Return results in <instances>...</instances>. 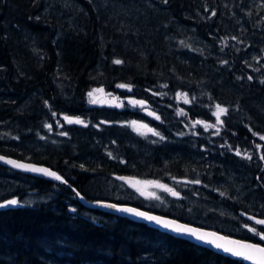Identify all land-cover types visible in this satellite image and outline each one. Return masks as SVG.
<instances>
[{
	"label": "trees",
	"instance_id": "16d2710c",
	"mask_svg": "<svg viewBox=\"0 0 264 264\" xmlns=\"http://www.w3.org/2000/svg\"><path fill=\"white\" fill-rule=\"evenodd\" d=\"M136 1L138 4L128 0H0V155L23 159L24 153L14 145L32 149L34 140L42 137L50 123L48 111L86 107L93 88L103 89L111 101L106 104L107 110H99L100 114L109 112L118 121L136 119L154 125L152 116L133 109L129 103L123 109L116 108L113 100H122L116 97L127 94L118 85L128 84V91H132L128 94L157 107L161 117L176 116L189 122L211 120L213 105L224 104L228 111L221 117L223 124L212 122L216 127L209 130L220 137L212 144L217 146L224 141L219 146L224 153L221 157H230L228 153L235 144L246 147L254 158L263 161L264 146H256V142H264L260 139L264 136V78L260 79L255 70L264 71V62L262 66H250L237 55L232 42L224 36L222 40L225 30L217 24L218 12L206 13L205 0ZM131 5L138 13L132 12L128 17L124 12ZM257 9L262 12V8ZM178 27H197L206 41L214 43L215 56L211 58L198 50L193 54L181 52ZM262 32L257 33L258 38L254 34L257 41L264 42ZM117 59L122 63L115 64ZM177 93H186L188 102L176 97ZM159 126L163 138H169L171 128L163 122ZM116 131L115 127V135ZM86 132L69 142L72 147L44 149L32 153L27 161L46 164L57 173L64 164L77 172L81 189L104 188L102 181L107 174L98 168L99 154L96 156L90 148L95 144L93 138H86ZM123 133L128 134V130ZM182 139H188L187 135ZM173 144L176 148L155 149L162 158L154 168L169 167L161 171L163 174L157 172L158 179L169 172L181 176L177 174L181 171L173 166L183 170L191 165L189 151ZM136 157L129 160L137 163ZM150 165L145 162L141 168L148 169ZM227 167L230 166H225V171ZM122 168L115 163L110 166V170L118 172ZM9 170L0 165V171ZM92 170L100 173L96 179L88 177ZM32 178V186L36 185L39 191L57 188L67 197L61 195L48 203L0 210V264H245L242 259L226 257L125 217L87 209V218L80 201L70 199L62 185ZM84 198L93 201L88 195ZM4 199L0 197V202ZM228 205L237 218H242L240 212H249L238 200ZM251 213L264 217L258 207ZM169 217L182 219L174 214ZM242 220L264 233V227L244 217ZM236 223L240 225L239 221ZM233 232L225 235L264 245V239L251 230Z\"/></svg>",
	"mask_w": 264,
	"mask_h": 264
},
{
	"label": "rangeland",
	"instance_id": "374dc122",
	"mask_svg": "<svg viewBox=\"0 0 264 264\" xmlns=\"http://www.w3.org/2000/svg\"><path fill=\"white\" fill-rule=\"evenodd\" d=\"M129 1H131V3L133 4L134 2L138 4L136 0H128V2ZM204 5L207 7L206 13L208 11H210L209 14L218 12V16L216 18H218L219 21H217V24H221L225 30L221 37L222 40L225 39L227 41H230V43L232 42V48L234 50H237V55L247 61L250 66H254L255 64L262 66L261 63L264 62V42H262L260 39V41H257L256 37L257 33H261L262 30L264 31V26H262L264 24V19H262L264 18V0H240L239 2L237 0H205ZM257 7L262 8V12H260ZM135 11L137 12L136 7L131 5L127 9V12H124V14L127 16L129 15L128 17H131L132 12ZM246 29L251 32L248 33ZM255 29L258 30L254 31ZM177 30L182 35L178 41V49L181 50V52L187 51L189 54H193V52L198 50L197 52L203 53L204 55L208 54L211 58L215 56V52L217 51V49L214 48V43L212 44L210 41H206V39H204L203 36L200 35V31L197 27H192L190 29L178 27ZM254 34L256 37L254 36ZM223 36L225 37L224 39ZM217 39L220 40V37H218ZM223 62L224 59H222V63ZM216 72L217 71H215V73ZM255 73L260 79L264 78V71H259L256 69ZM217 74L218 76H220L218 72ZM221 83H223V80H221ZM93 89H91V91ZM120 89H124L127 94L116 97L117 99L122 100H113L115 101L116 108L123 109L127 107V103H129V105H131L133 109L137 108V106H134L131 101H141V97H134L133 95L128 94L129 92H132L128 91V88ZM103 93V91L97 92L92 98L88 96V102H91V100L95 98L97 99L96 105L99 106V108H102L106 104V102L109 101V99L105 97ZM181 94L186 93H177L176 97H179L180 99H185V97ZM96 95H98L99 98L95 97ZM236 101L239 103L242 102L241 98H236ZM109 102L111 103V101ZM217 104L225 107L224 104L218 102L215 103L213 107L211 106L213 109L212 119L202 120L203 122H205V124L211 125L212 122L217 123L216 116L214 115V113L216 112ZM93 109H91L90 112L91 114L95 115ZM257 109H259V107H257ZM68 113L69 112H61L59 114H56L54 117L55 119H61L64 121H66L64 119L65 116L77 117L75 114ZM222 116L223 115H221V117ZM100 117L104 118L109 125L110 123H112L113 126L116 127L117 131L119 132L123 133L127 130H131L133 134L132 138L134 139L135 143H130V145L133 146V149L135 151L130 153V145L127 142V139L120 134L116 135L119 138V142L121 143L114 149L110 148V146L115 145L113 140L108 138H102V136H100V133L104 131V127L102 125H97V129H95L94 127H90V129H88L89 131L86 133L85 136L87 139L93 138L95 145H91L90 148L93 150V152H95V154H99L98 157H96L99 162V169L102 167H107L108 165L105 162L109 159L118 160L120 158H123L124 156H129L130 158L133 156H137L136 158L139 157L137 159V163H133V161L127 159L128 167H132V169L136 166L138 168L143 167L142 165H144L146 162V165L148 163L149 165H151L148 166V169L143 168L144 170L153 171L154 169L158 170V172L167 171L169 169V167H167L168 165L163 166L162 170L154 168V166H156L162 158H159L160 156L155 154V149L159 147L167 149L176 148V145L173 144L174 142L177 143L179 147L186 148L191 154V165L187 166L183 170L177 168L176 166H173L174 168H176V171H181L177 174L181 175L184 171V175H186L191 180L201 182L202 178H205L208 181L201 183L205 189L202 187L201 184L195 182L193 183L196 184L197 187H189L183 184L184 182L181 181L184 175L176 176L171 172L165 174L164 177L166 178V181H168L169 183L172 181L173 183H175L177 189L181 188L185 192L183 194V200L176 201L174 198L169 197L167 195L168 193L164 192L162 194L157 188H151L150 195H147L145 192H141L140 194L138 192L133 191V189L132 192H128V190L126 191L117 187L115 182H110L107 178H104L102 182L106 185V187H101L97 189L96 187L91 186V188L86 189L88 196L93 197V200H102L101 198H103L104 200L105 198H108L118 202H121L122 200H130L132 202L138 201L140 204L148 207L149 209L157 210L158 212L160 211L157 208L164 207V209L170 211L172 214L178 215L179 217H182L185 220H190L194 223L202 222L212 228H217L228 233H235L233 232L234 230L250 231V229L252 228L249 224H247L249 227H245L246 224L243 222L244 220H242V218H237L236 216H233L234 213L232 212L231 207L228 205V203L234 204V200H238V204L245 205L247 207L246 210L249 212H253V209L257 207L258 209L264 212V159L263 161L260 160L259 162V158H254V155L248 152L249 149L242 145H239L238 147L235 145L231 149L230 153H228L229 155H231L230 157L227 155L221 157L220 155H224V153H218V151L219 146L223 145L224 141L217 143V146H213L210 144L207 145V147L203 146L204 153L208 149L214 151L213 154L209 153L208 155H205V157L199 158V156L194 153V150L197 149L196 141L193 139H182L185 135L189 133H196V131H198L197 127H199L207 130V133H205V135L207 134V140L212 144L214 140L218 138L216 134L212 132L209 133V130L212 127L206 128L205 124L201 126L198 125L199 123L189 122L187 120H184V118L178 119L176 118V116L174 118H170L168 117V115H163L160 121L164 124H167L171 128L172 133L174 135H171V137L169 138H161V136L156 135V138L146 137L144 140L138 142V134L140 131H143L145 135H152L151 132L147 130L148 128L152 129L153 126L149 121H141L142 123H137L136 127H134L131 122L136 121V119H130L123 122L121 120H115L114 118H112L111 121H108V119H106V116H104L103 114H101ZM152 120L155 122V116ZM92 122L94 123V119L90 118L89 125H92ZM140 125H147V128L140 127ZM138 127L139 131L136 130V128ZM124 128L127 129L124 130ZM65 132V129H61L58 131V133L60 134ZM58 133L52 130L49 131V133L45 137H40L38 140H34L36 147L32 148L37 150V152H40V147H42L47 141L52 140L54 138L59 139ZM209 134L211 138H208ZM79 135H81V133L76 132L74 136L76 137ZM256 146L263 147L264 142H261L259 144H257L256 142ZM22 147L15 146L17 150L24 153L23 159L29 160L31 150L26 149L25 146ZM237 150H239L240 155H237ZM100 155L102 156L100 157ZM140 157H145L149 160L142 162ZM165 157L166 156H164L163 159H165ZM243 159L245 162H242ZM200 161H207L211 164L212 167L208 163L210 169H205L204 167L206 166V163ZM225 166L230 167H227L225 171ZM12 170L13 169L7 172L0 171V197L5 198L4 200H12L15 198L18 201L17 205H33L35 203L38 204L47 200L50 201L54 198V196H56V189H54V191L49 192H39L36 189V185L32 186V184L34 183L32 177L38 178L37 176L30 177L28 176V174L23 173L22 171L20 172ZM94 172L92 170L89 173L92 179H96L98 177L96 171ZM39 179L45 178L39 177ZM151 181L152 180L150 179L148 180V182ZM247 181H251L249 186H246ZM254 182L260 184V186H257V184L253 185L252 183ZM92 183H94V181H92ZM170 186L171 188H174L172 187V184H170ZM222 187H224L225 189H222ZM131 188L138 190L140 188V185L137 184L135 187L131 186ZM226 188L227 191H225ZM258 188H260V190ZM32 190L37 192H31ZM210 190L211 193H209ZM253 192L258 193V195L254 194ZM248 202L251 203L249 204ZM83 208V213L88 216L89 212H86V207L83 206ZM238 221L240 222V225L236 223Z\"/></svg>",
	"mask_w": 264,
	"mask_h": 264
},
{
	"label": "flooded vegetation",
	"instance_id": "af4514ba",
	"mask_svg": "<svg viewBox=\"0 0 264 264\" xmlns=\"http://www.w3.org/2000/svg\"><path fill=\"white\" fill-rule=\"evenodd\" d=\"M240 0H238V2H239ZM256 2V1H255ZM263 15V14H262ZM262 19H264V18H262ZM103 95L106 97V94L105 93H103ZM88 97V96H87ZM95 97H97V98H99V96L98 95H96ZM95 99V98H94ZM97 100V99H96ZM141 101H144V100H141ZM110 102L109 101H107L106 102V104H109ZM104 105L102 108H99V106H97L96 105V103H92V102H88V99H87V101H85V106L87 107H80V108H78V109H74V111H68L69 113L68 114H75L77 117H79L80 119H82L83 121H84V124H69L68 122H66V121H64V120H61V119H55V115L56 114H59V113H61V112H67V111H62V110H52V111H48V115H49V121H50V123L48 124V125H51V129L49 130V128L47 127V129H46V131L44 132V133H42V137H44V136H46L48 133H49V131H56L57 133H58V131L59 130H61V129H65L66 131H67V135H61L60 133H58L59 134V139H52V140H49V141H47L43 146H42V148H40L41 150L40 151H42V150H44V149H50V148H55V147H66V146H73L72 145V143H69L70 141H72V139H74V135H75V133L76 132H83V131H86L87 130V132L89 131L88 129H90V127H94L95 129H97V125H102L103 127H104V131L103 132H101L100 133V136H102V138H108V139H112L113 140V142L115 143V145H112V143H111V145L112 146H110V148H112V149H114V148H116L121 142H119V139H115L116 138V135H115V127L113 126V124L112 123H110V125L108 124V122L103 118V119H101L102 117H100V113H99V110H101V109H105L106 108V106L107 105ZM111 104V103H110ZM147 104L145 103V105H143V106H141V105H136L137 106V109H140V110H143L144 109V107L146 106ZM148 105H151V104H148ZM153 108H154V106L153 105H151ZM89 107V108H88ZM86 108V109H85ZM94 108V109H93ZM155 108H157V107H155ZM154 108V109H155ZM85 109V110H84ZM91 109H93V111L95 112V115L96 116H91ZM95 109H96V111H95ZM90 110V111H89ZM105 110H107V109H105ZM156 111H155V124L152 126V129H154V131L155 132H158L159 133V135L158 136H161V138H163V131H162V129H161V126H159L160 124H161V114H160V112L157 110V109H155ZM213 110V109H212ZM56 111V112H55ZM55 114V115H54ZM88 114V115H87ZM89 116V117H88ZM105 116H106V118L108 119V120H112V117L110 116V113L108 112V113H106L105 114ZM108 116V117H107ZM110 116V117H109ZM154 116H152V117H154ZM159 117V119H156V117ZM88 118H89V120H90V118H93L94 119V122H96V123H93L92 125H89V120H88ZM97 119V120H96ZM99 121V122H98ZM136 122L137 123H142L141 121H139V120H136ZM95 125V126H94ZM198 125H204V124H198ZM110 126V127H109ZM156 127L158 128L157 130H156ZM165 128V127H164ZM197 130L199 131H196V133H194V134H192V133H189V134H187V137H188V139H193V140H195L196 141V143H197V145H196V150H194L193 152L194 153H196L198 156H199V158L200 157H205V155H208L209 153H211V154H213V151L214 150H211V149H208L205 153L203 152V146H205V147H207V145H213V146H216L215 144H211L208 140H207V134L205 135V133H207V130H205V129H202V128H199V127H197ZM71 131V132H70ZM86 132V133H87ZM117 132V134H120V135H122V136H125V138L127 139V142L129 143V145H130V143H135V141H134V139L132 138V132H131V130H128V134H124V133H122V132H119V131H116ZM74 133V134H73ZM201 133V134H200ZM73 134V135H72ZM124 134V135H123ZM151 134L152 135H145L144 133H143V131H140L139 132V134H138V142L139 141H141V140H144L146 137H154V138H156V135L154 134V132H151ZM171 135H174L173 133H171L170 134V137H171ZM169 136V135H168ZM218 138H220L219 136H217ZM160 138V137H159ZM36 140H38V139H36ZM116 140V141H115ZM66 141V142H65ZM216 140H214V142H215ZM54 142V143H53ZM208 143V144H207ZM139 145V144H138ZM14 146H17V147H22V146H24V145H22V144H20V145H14ZM234 146H235V144H234ZM36 147V145L34 146V148ZM26 149H28V148H26ZM130 152H133V151H135L134 149H133V146H131L130 145ZM29 150H31V153H30V156H31V154L32 153H36L37 152V150H35V149H29ZM218 153H220V149H219V151H218ZM74 155H73V157H76V154L75 153H73ZM23 158H24V155H21ZM102 156V155H101ZM221 156V155H220ZM72 157V158H73ZM263 157V156H262ZM129 158L130 157H127V156H124L123 158H120V159H118V160H113V159H109L108 161H106L105 163L108 165L107 167H102L103 169H102V171H103V174H107V176L105 177V178H107L110 182H115L116 183V185H117V187H119V188H121V189H124V190H128V192H132V189H133V191H135V192H138V193H140L141 194V192H145L147 195H150L151 193H150V190H151V188H157L158 190H160V192L163 194L164 192H166V193H168L167 195L169 196V197H172V198H174L176 201L178 200V201H182L183 199V197H184V190H182L181 188L180 189H177V187H176V185H175V183H173L172 181L169 183L168 181H166V178L164 177V176H162V178L160 177V179H158V178H156L155 176L157 175V172H158V170H154L153 169V171H151V170H143L141 167H134L133 169H132V167H128V165H127V159L129 160ZM198 158V159H199ZM201 158V159H202ZM200 159V160H201ZM73 160V159H72ZM43 162V161H42ZM46 162V161H45ZM48 162V161H47ZM200 162H205L206 163V166H205V169H210V166L209 165H211L209 162H207V161H200ZM49 163V162H48ZM113 163H115L116 165H120L121 167H123L122 169H123V171L122 172H118L117 171V169H112V170H110V166L113 164ZM208 163H209V165H208ZM38 164H40V163H38ZM50 164H51V162H50ZM41 165H45L46 166V164H41ZM53 167H55V166H53ZM114 167H116V166H114ZM127 168V169H126ZM138 168V169H137ZM105 169H107V171H108V173H105ZM142 170H143V172H142ZM61 171L63 172V173H61ZM69 171H71V172H69ZM78 171V170H77ZM155 171H157V172H155ZM142 172V173H141ZM146 172V173H145ZM75 173H77L76 171H73L72 169H67V167H66V165H64V164H62L61 165V170H59V172H58V174L65 180V181H67L68 183V185H62V184H60V185H62L63 187H64V190H65V192H66V194H70L69 196H70V198H77V196H76V194H75V191L76 192H79L80 191V193H83V196H86V195H88L87 194V192H86V190L85 189H81L80 187H79V182H77V180H76V174ZM95 173V172H94ZM97 174L99 173V172H96ZM158 173H160V174H163V173H161V171L160 172H158ZM88 174V173H87ZM100 174V173H99ZM185 173H183L181 176H183ZM89 175L90 174H88V177H89ZM29 176H31V175H29ZM133 177V178H135L136 180H137V184H139L140 185V188L138 189V190H135L134 188H131V186L129 185V184H127L125 181H123L122 180V177ZM65 177V178H64ZM90 179H91V176H90ZM152 180V181H155V182H159L160 184H164V185H167L169 188H171V186H170V184H172V187H174V188H171V189H173L174 191H176V192H178L179 193V196H173L170 192H168L167 190H165V189H163V188H159V187H156L155 186V184H151V183H146V182H148V180ZM79 181V180H78ZM181 181L182 182H184L183 184H185V185H187V186H189V187H197L196 186V184H194L193 182L195 181V180H191L190 178H188L186 175H184L183 176V178L181 179ZM208 180H206L205 178H202V180H201V182H199L198 184H201V183H204V182H207ZM82 182V181H81ZM80 182V183H81ZM69 184H71L70 186H69ZM127 184V185H126ZM81 185V184H80ZM202 185V184H201ZM65 186L68 188H65ZM142 187H143V190H142ZM202 187L204 188V186L202 185ZM32 188V187H31ZM73 188V189H72ZM72 189V190H71ZM176 189V190H175ZM205 189V188H204ZM222 189H223V187H222ZM35 190V189H34ZM34 190H32L31 192H36V191H34ZM67 190H68V192H67ZM142 190V191H141ZM30 192V191H29ZM209 193H211V190H210V192ZM213 194V193H212ZM72 195L74 196V197H72ZM10 198V197H9ZM9 198H7V199H9ZM15 199V198H14ZM78 200V199H77ZM113 200V199H112ZM128 201V200H127ZM49 201L47 200V201H45V202H42V203H48ZM130 203H138L137 205L138 206H140V207H146V206H144V205H142V204H140L138 201H134V202H132V201H129ZM81 203V202H80ZM36 204V203H35ZM35 204H33V205H35ZM38 204H40V203H38ZM77 204V203H76ZM82 204V203H81ZM175 208V207H174ZM160 212H162V214H164V215H171L172 213L170 212V211H168V210H166V209H164V207L163 208H157ZM155 211H157V210H155ZM167 212H169V213H167ZM249 213H251V212H249ZM173 215V214H172ZM240 215H241V212H240ZM238 218H241L240 216L238 217ZM242 218H243V216H242ZM183 219V221H185V222H187V223H189V224H191V225H195V226H198V227H202V228H209V229H214V230H216V231H220L221 233H226V232H224V231H221L220 229H217V228H212V227H210L209 225H207V224H204V223H202V222H197V223H194V222H191L190 220H185L184 218H182ZM246 221V220H245ZM230 235V234H229ZM232 236V235H231ZM233 237V236H232Z\"/></svg>",
	"mask_w": 264,
	"mask_h": 264
},
{
	"label": "snow or ice",
	"instance_id": "6c2138e0",
	"mask_svg": "<svg viewBox=\"0 0 264 264\" xmlns=\"http://www.w3.org/2000/svg\"><path fill=\"white\" fill-rule=\"evenodd\" d=\"M115 64H121L122 61L117 59L114 61ZM251 79V77H249ZM120 88H131V85L128 84H120L118 85ZM103 89H93L88 93V96L92 98L95 93L97 92H102ZM185 97V102L187 103L188 100L186 99V94H181ZM92 103H96V99L91 100ZM131 103L135 105H145V101H137V100H132ZM122 106V105H121ZM146 110V109H145ZM227 108L217 104L216 105V112L214 115L216 116L217 123L218 124H223V121L221 120V115L227 113ZM181 113H183V110L181 109ZM150 115H155V113H149ZM55 115V114H54ZM64 119L68 123H76V124H84V121L80 119L79 117H69L65 116ZM156 119H159L157 116ZM194 123H200V124H205L203 121H196ZM131 124L136 127L137 122L132 121ZM49 129H51V125H46ZM140 127L147 128V125H140ZM205 127H216L215 124L209 125L205 124ZM137 131H139V127L136 128ZM149 132H154L155 135H159L158 132H155L154 129L148 128L147 129ZM61 135H67V133H61ZM260 139L264 140V136H261ZM237 155H240L239 150H237ZM250 158V157H249ZM264 158V157H262ZM5 159L4 157H0V160ZM8 164L13 165L16 168H21L25 170H29L32 172H37V173H42L47 176L53 177L56 180H63L61 176H59L56 172L51 171L50 169L47 168H42V167H36L34 165H29V164H24L21 162H17L14 160H7L6 161ZM83 167V166H81ZM123 179V178H122ZM66 183V181H64ZM195 183H199V181H194ZM146 183H151L155 184L156 187L163 188L170 192L173 196H179V193L174 191L173 189L169 188L167 185L160 184L159 182L151 181V182H146ZM18 204V201L16 199H12L9 201H5L4 204H0V207H6V206H16ZM110 207L116 208V205H110ZM119 211H124V212H129V213H135L137 216H141L146 218L149 221H154L156 224L166 228L170 229L174 232L177 233H187L190 234L191 236H194L197 240L204 241L207 243L213 244L216 248L222 249L225 252H228L236 257H240L246 260H258V264H264V247H261L258 244H240L237 241H230L229 243L232 245H238V247H230L226 246L224 243H218L217 239H211L212 237H216V233H209V232H202L200 229L196 228H191L187 225L184 224H179L174 220H167L159 216H154V215H149L145 212L138 211L133 208H120L118 209ZM252 219H256L255 217H252ZM256 223L260 225H264V219H258L256 220ZM245 227H249L248 225H245ZM254 234L260 235L261 239H264V233H259L255 228L250 229ZM219 240H224V237H219Z\"/></svg>",
	"mask_w": 264,
	"mask_h": 264
},
{
	"label": "water",
	"instance_id": "95a60500",
	"mask_svg": "<svg viewBox=\"0 0 264 264\" xmlns=\"http://www.w3.org/2000/svg\"><path fill=\"white\" fill-rule=\"evenodd\" d=\"M144 113L147 114V115H150L149 113H154V111L152 110V108L150 106H147V107L144 108ZM0 157H4L5 158L3 160H0V165H2L4 167L10 168V169H13V170H16V171H20V172L22 171L23 173H26V174L31 175V176H37V177H40V178H45L47 180H52V181H54L57 184L68 185L67 182L66 183L64 182V180H56L53 177L47 176V175L42 174V173L32 172V171L21 169V168H16L13 165L8 164L6 161L7 160H14V161L21 162V163H24V164L34 165L36 167L47 168V169H50L53 172H56L55 170H53L52 168H50L48 166L41 165V164H38V163H33V162H30V161H25V160H22V159H16V158L5 156V155H0ZM122 178H123L122 179L123 181H125L127 184H129L132 187H135L137 185V180L135 178H133V177H125L124 176ZM75 194H76L78 200L82 203V205L84 207H86V209H90V210H93V211H96V212L112 214V215L119 216V217H125V218H127V219H129L131 221L138 222V223H144L147 226H149L151 228H154V229H157L160 232L172 235L175 238L186 240V241H188L190 243H193L194 245L210 249V250H212L215 253H220V254H223V255L228 256L230 258L242 259L245 264H258V260H246V259H243V258H240V257H236V256H234V255H232V254H230L228 252L223 251L222 249L216 248L211 243H207V242H204V241L197 240L194 236H191L190 234L174 232V231H172L170 229H166V228L156 224L154 221H149V220H147L144 217L137 216L135 213L119 211L118 209H120V208H133V209H136L138 211L145 212V213H147L149 215L159 216V217H162V218L167 219V220H174V221H176L179 224H184V225H187V226H189L191 228L200 229L202 232L216 233L217 234L216 237H212L211 239H217L218 243H224L226 246H230V247H238V245L230 244L229 243L230 241H237L240 244H258V243H253V242H250V241H246V240H242V239H239V238H236V237L225 235V234H223V233H221L219 231H216L214 229L202 228V227H198V226H195V225H191V224H189V223H187L185 221H182L180 219H177V218H174V217H169V216L157 213L155 211H152V210H149V209H146V208H142V207H138V206H135V205H132V204H129V203H127V204L121 203V202L116 203L114 201H109V200H94V201L90 202V201L86 200L79 192L75 191ZM5 201H9V200H4V201L0 202V204H4ZM110 205H116L117 207L113 208V207H110ZM10 207H12V206L0 207V210H5V209H8ZM241 216H243L244 218H246V219H248V220H250L251 222H254V223H256V220H258V219H264V217H257L255 215H253L252 213H249V212H241ZM252 217H255L256 219H252ZM256 224H258V223H256ZM258 225H260V224H258ZM260 226L264 227V225H260ZM219 237H224L225 239L224 240H219L218 239ZM258 245H260L261 247H264V245H262V244H258Z\"/></svg>",
	"mask_w": 264,
	"mask_h": 264
},
{
	"label": "bare ground",
	"instance_id": "6f19581e",
	"mask_svg": "<svg viewBox=\"0 0 264 264\" xmlns=\"http://www.w3.org/2000/svg\"><path fill=\"white\" fill-rule=\"evenodd\" d=\"M242 12H243V11H242ZM205 20H206V19H205ZM209 39H210V38H209ZM214 41H215V40H214ZM216 42H217V41H216ZM257 80H259V79H257ZM260 83H261V82H260ZM263 85H264V84H263ZM50 106H51V105H50ZM225 107H226V106H225ZM86 108H87V107H86ZM86 108H85V109H86ZM85 109H84V110H85ZM89 111H90V110H89ZM95 111H96V109H95ZM55 112H56V111H55ZM87 115H88V114H87ZM91 116H92V114H91ZM93 116H95V115H93ZM88 117H89V116H88ZM107 117H108V116H107ZM109 117H110V116H109ZM101 119H103V118H101ZM106 119H107V118H106ZM88 120H89V118H88ZM96 120H97V119H96ZM1 121H2V120H1ZM91 121H92V120H91ZM108 121H109V120H108ZM110 121H111V120H110ZM98 122H99V121H98ZM92 123H93V122H92ZM94 123H96V122H94ZM109 127H110V126H109ZM6 128H7V127H6ZM96 131H97V130H96ZM66 132H67V131H66ZM66 132H65V133H66ZM70 132H71V131H70ZM67 134H68V133H67ZM73 134H74V133H73ZM73 134H72V135H73ZM200 134H201V133H200ZM44 137H45V136H44ZM210 138H211V137H210ZM100 139H101V138H100ZM100 139H99V140H100ZM65 142H66V141H65ZM53 143H54V142H53ZM207 144H208V143H207ZM233 146H234V145H233ZM160 150H161V149H160ZM259 153H260V152H259ZM235 156H236V155H235ZM9 157H10V156H9ZM237 157H238V156H237ZM255 157H256V156H255ZM13 158H14V157H13ZM16 159H17V158H16ZM1 166H2V165H1ZM126 169H127V168H126ZM139 169H140V168H139ZM2 170H3V169H2ZM55 171H56V170H55ZM142 172H143V170H142ZM142 172H141V173H142ZM19 173H20V172H19ZM145 173H146V172H145ZM164 173H165V172H164ZM183 173H184V171H183ZM98 174H99V173H98ZM155 177H156V176H155ZM38 178H39V177H38ZM64 178H65V177H64ZM169 178H170V176H169ZM175 180H176V179H175ZM51 182H52V181H51ZM67 183H68V182H67ZM70 185H71V184H69V186H70ZM126 185H127V184H126ZM55 186H59V185H55ZM55 186H54V187H55ZM65 187H66V186H65ZM36 189H37V188H36ZM54 189H55V188H52L50 191H54ZM72 189H73V188H72ZM72 189H71V190H72ZM58 190H59V189H58ZM37 191H39V190L37 189ZM37 191H36V192H37ZM64 191H65V190H64ZM39 192H41V191H39ZM44 192H49V190H48V191H44ZM79 192H80V191H79ZM55 195H56V196H54V198H53L54 200H55L56 197H59V196L64 195V194H62V193H60L59 191H57V188H56V190H55ZM69 195H70V194H69ZM64 196L67 197L66 195H64ZM53 199H52V200H53ZM101 199L103 200V198H101ZM2 200H3V199H2ZM92 200H93V199H92ZM50 201H51V200H50ZM50 201H49V202H50ZM67 201H69V199H67ZM67 201H66V202H67ZM73 202H74V201H73ZM152 205H153V204H152ZM69 206H70V205H69ZM78 206H79V205H78ZM78 206H77V207H78ZM153 206H154V205H153ZM17 207H18V206H17ZM71 207H73V206H71ZM71 207H70V208H71ZM80 207H81V206H80ZM73 208H74V207H73ZM81 208H82V207H81ZM13 209H14V208H13ZM83 209H84V208H83ZM83 209H82V210H83ZM5 210H6V209H5ZM2 211H3V210H2ZM74 211H75V210H74ZM85 211H86V210H85ZM260 211H261V210H260ZM78 212H79V211H78ZM86 212H88V211H86ZM78 214H79V213H78ZM80 214H82V212H81ZM83 215L85 216L84 213H83ZM106 215H107V214H106ZM110 215H111V214H110ZM86 216H87V215H86ZM95 216H96V215H95ZM95 216H94V217H95ZM100 216H101V215H100ZM112 216H113V215H112ZM88 217H89V216H87V218H88ZM91 218H92V216H91ZM179 218H180V217H179ZM93 220H94V219H93ZM181 220H182V219H181ZM245 224H246V223H245ZM246 225H247V224H246ZM148 227H149V226H148ZM219 232H220V231H219ZM224 234H225V233H224ZM255 243H256V242H255ZM201 248H202V247H201ZM226 257H227V256H226ZM236 259H237V258H236Z\"/></svg>",
	"mask_w": 264,
	"mask_h": 264
}]
</instances>
